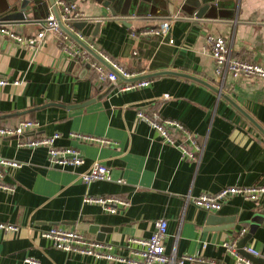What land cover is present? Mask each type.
I'll return each instance as SVG.
<instances>
[{
  "label": "crops",
  "instance_id": "obj_1",
  "mask_svg": "<svg viewBox=\"0 0 264 264\" xmlns=\"http://www.w3.org/2000/svg\"><path fill=\"white\" fill-rule=\"evenodd\" d=\"M14 1L0 0V17ZM54 1L56 6L58 0ZM74 1L84 19H108L96 36L82 35L81 40L96 52L107 54L136 77L170 71L190 78L157 76L148 79L146 87L119 91L97 85L93 72L68 59L50 33L34 45L0 35V78L19 82L0 87V127H14L23 119L40 125L20 137L0 138V157L21 165L7 168L3 180L14 191L0 190V223L16 227L12 232L0 230V264H125L55 250L40 233L60 227L96 240L93 231L99 227L105 229L97 230L103 237L100 242L113 245L114 253L126 257V240L148 239L160 219L168 225L166 253L174 250L178 256L234 264L222 243L243 228V238L249 235L245 245L262 249L264 194L256 202L234 196L216 212L198 210L186 200L230 186L264 188V80L218 77L204 46L208 35L223 37L234 56L264 67V0H220V11L227 17L235 14V19L212 22L194 20L181 11L171 20L167 0H132L124 16L120 15L123 0L111 3L114 16L96 0ZM45 7L51 12L46 2L27 12L19 26L0 25L33 36L41 29ZM152 27L159 35H138ZM139 110L156 111L160 119L183 124L201 145L200 156L181 159L177 147L165 143L137 118ZM71 132L113 144L72 139ZM53 134L59 136L57 147L79 150L84 163L51 165L45 148L18 146L19 139ZM174 136L184 141L180 134ZM94 163L109 167L114 182L81 181L79 174ZM119 179L124 182L117 183ZM109 196L125 199L129 205L109 213L84 202L85 197Z\"/></svg>",
  "mask_w": 264,
  "mask_h": 264
},
{
  "label": "built area",
  "instance_id": "obj_2",
  "mask_svg": "<svg viewBox=\"0 0 264 264\" xmlns=\"http://www.w3.org/2000/svg\"><path fill=\"white\" fill-rule=\"evenodd\" d=\"M57 17L50 11L46 13L42 19L41 29L33 36L25 37L20 34L16 28L9 25H0V35L19 44L34 45L39 43L46 33L54 36L57 46L62 50L64 55L80 63L82 66H89L94 74V81L97 85L113 86L119 91H129L133 89L143 88L149 85V80H141L133 83L119 84V77L128 80L136 77L135 74L125 67L117 63L107 54L102 51H95L89 46L103 63L92 57L85 49H83L74 39L60 28V24L67 31L75 35L81 40L82 34L73 26V22L83 19V14L78 9L76 1L58 0L57 1ZM134 18V15H132ZM171 20L177 18L176 15L169 16ZM140 36L159 35V30L155 28L142 29L138 32ZM131 36L135 37L134 33ZM205 49L213 59L214 72L218 77L224 78L226 75L233 80L241 79H263L264 67L255 64L247 58L234 56L230 43L223 37L208 35L205 39ZM136 55V52L133 53ZM18 85V81L10 82L7 79L0 78V87L6 85ZM139 120L146 122L154 129L162 138V140L175 146L180 150L181 159H196L202 151L201 145L194 139L188 130L179 121L174 119H160L157 112H146L139 110L136 113ZM39 123L35 120L23 119L14 127H0V138L2 137H20L24 133L39 128ZM174 133L180 134L184 141L178 142ZM58 134L43 137H33L28 139H19V147L36 148L43 147L47 150V161L51 165L57 166H73L77 167L84 163L82 153L74 148L57 147L55 145ZM69 137L80 141L92 142L98 145H111L110 140L100 137H94L81 133L71 132ZM190 146V147H189ZM21 165L13 160H8L0 157V190L5 192L14 191L13 185L5 183L4 177L7 168H19ZM81 181L84 183L99 182H114L111 174V169L105 165L94 163L86 172L79 174ZM117 183L124 181L119 179ZM264 194V188L259 186L252 187H225L215 193H202L192 199H187L186 203H191L196 209L206 212L219 211L223 205L232 197L240 196L243 199L251 202H256ZM85 203H93L101 206L109 213L116 212L120 207H126L129 203L120 197H85ZM167 221L160 219L155 222L154 230L148 239L130 238L126 240L124 249L129 253V256L121 257L114 253V246L93 239H88L83 233L68 230L60 227H51L48 230L42 231L40 237L49 241L55 250L64 252L70 255L86 256L96 260L107 262H119L125 264H226L212 259H206L194 255H176L172 250L170 253L165 251V239L167 237ZM0 230L9 232L16 231V227L4 225L0 223ZM246 229H241L234 239L225 241L222 246L225 253L234 259V264H258L252 261L248 256L254 259L264 260V247L256 249L252 244L245 245L242 248L244 254L239 251L238 243L245 236ZM137 246L138 249H135ZM116 248V247H115ZM27 262L29 260H26Z\"/></svg>",
  "mask_w": 264,
  "mask_h": 264
},
{
  "label": "water",
  "instance_id": "obj_3",
  "mask_svg": "<svg viewBox=\"0 0 264 264\" xmlns=\"http://www.w3.org/2000/svg\"><path fill=\"white\" fill-rule=\"evenodd\" d=\"M132 0H123L121 2L122 4V9L120 11V15H126L128 13V11L126 10V6L128 5V3H130ZM141 1H145V2H149L150 0H141ZM169 2L168 6V12L171 15H176L179 11H181L182 13H184L185 15L193 18L194 20H199L202 21V19L207 20L209 22H212V20H234L235 19V14H232L230 16H226V13H223L220 11L221 6H220V0H167ZM46 2H48V4L50 5V10L51 12H53L55 14V16L57 17V8L55 6V1L54 0H15L12 4H9L7 6V8L4 11V15L2 17H0V24H13L15 26H19L22 23L25 22V18H26V13L27 12H35V10L42 8L44 4H46ZM96 2L101 5L102 7L108 9V11L110 12V14H112V16L116 15L115 11L112 9V2L113 0H96ZM45 7V10L40 17V20H42L43 18H45L46 13H48V8ZM15 9V10H12ZM209 12V13H207ZM3 13V12H2ZM108 20V19H103V18H96V19H80L77 20L75 22H73V26L76 30L80 31L81 34L85 37H89L90 35L92 36H96L97 31L100 28V25L103 21ZM60 28L66 32L72 39H74L83 49H85L92 57H94L96 60H98L99 62L103 63V61L96 55V53L82 40H79L78 38L75 37V35H73L72 33H70L69 31H67L65 29V27L63 25L60 24ZM86 69L89 68L88 65L85 66ZM163 75H177V76H182V77H188L187 75L181 74V73H175V72H170V71H163V72H158V73H153V74H148V75H141L138 77H134L128 80H124L123 78L119 77L118 83L120 81L123 82H128V83H133V82H137V81H141V80H148L157 76H163ZM196 81H200L197 79H193ZM202 84H206L203 81ZM209 86V85H208ZM211 89L219 94L220 96H222V93L218 90L215 89L213 87H211ZM232 105L234 107L235 104L232 103ZM244 116L245 113H243L242 111H240ZM21 113H18L16 115H20ZM6 116V115H5ZM247 117V116H246ZM248 118V117H247ZM250 119V118H249ZM250 121L252 123H254L251 119ZM262 133H264L263 130H261ZM210 223L212 222V218L209 217L208 218ZM217 224V223H216ZM217 226H220L219 224ZM99 232H105V229H102L99 227L98 228H94L93 233L97 232V237H96V241H102L103 237ZM100 234V235H99ZM249 237V235H247L245 238H243L239 243H238V248L239 251L243 253L242 248L245 245V241L247 240V238ZM246 255V254H244ZM247 257H249L252 261L256 262V263H261L264 264V260L262 259H254L251 258L250 256L247 255Z\"/></svg>",
  "mask_w": 264,
  "mask_h": 264
},
{
  "label": "trees",
  "instance_id": "obj_4",
  "mask_svg": "<svg viewBox=\"0 0 264 264\" xmlns=\"http://www.w3.org/2000/svg\"><path fill=\"white\" fill-rule=\"evenodd\" d=\"M92 79H93V81H94V77L92 76Z\"/></svg>",
  "mask_w": 264,
  "mask_h": 264
}]
</instances>
